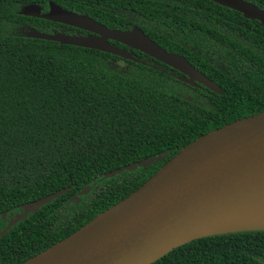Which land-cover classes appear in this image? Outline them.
<instances>
[{
    "label": "trees",
    "instance_id": "trees-1",
    "mask_svg": "<svg viewBox=\"0 0 264 264\" xmlns=\"http://www.w3.org/2000/svg\"><path fill=\"white\" fill-rule=\"evenodd\" d=\"M49 1L108 28L136 25L221 92L188 86L115 41L137 60L25 36V27L77 29L19 12L29 3L45 12ZM246 1L264 9V0ZM262 110L264 24L235 10L209 0H0V230L21 203L67 188L0 236V264H20L68 236L195 137ZM149 264H264V230L193 239Z\"/></svg>",
    "mask_w": 264,
    "mask_h": 264
},
{
    "label": "water",
    "instance_id": "water-1",
    "mask_svg": "<svg viewBox=\"0 0 264 264\" xmlns=\"http://www.w3.org/2000/svg\"><path fill=\"white\" fill-rule=\"evenodd\" d=\"M209 1L264 24V9L249 1ZM19 12L86 32H41L26 27L21 30L27 37L137 60L129 51L109 42L115 41L177 71L175 78L188 86L200 84L214 93L221 92L182 55L164 50L136 25L122 30L108 28L86 14L71 12L51 1L45 12L33 3L23 5ZM158 158L123 165L101 178L146 166ZM89 188L83 187L78 194H85ZM66 189L21 203L0 236ZM256 230H264V110L195 137L127 195L20 264H149L193 239Z\"/></svg>",
    "mask_w": 264,
    "mask_h": 264
},
{
    "label": "rangeland",
    "instance_id": "rangeland-1",
    "mask_svg": "<svg viewBox=\"0 0 264 264\" xmlns=\"http://www.w3.org/2000/svg\"><path fill=\"white\" fill-rule=\"evenodd\" d=\"M113 64L118 66V67H121V66L125 67L126 66L125 62H123V61H114Z\"/></svg>",
    "mask_w": 264,
    "mask_h": 264
},
{
    "label": "flooded vegetation",
    "instance_id": "flooded-vegetation-1",
    "mask_svg": "<svg viewBox=\"0 0 264 264\" xmlns=\"http://www.w3.org/2000/svg\"><path fill=\"white\" fill-rule=\"evenodd\" d=\"M23 28V27H22ZM26 28V27H25ZM51 31H56V30H51ZM59 31L63 32V29H60ZM69 34V33H68ZM70 34H81L77 29L72 30Z\"/></svg>",
    "mask_w": 264,
    "mask_h": 264
}]
</instances>
